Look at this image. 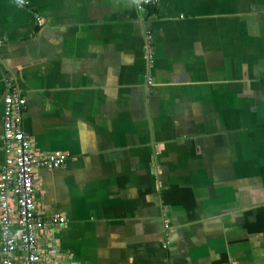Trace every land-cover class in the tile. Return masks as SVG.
I'll use <instances>...</instances> for the list:
<instances>
[{"label":"crops","instance_id":"0c3cea01","mask_svg":"<svg viewBox=\"0 0 264 264\" xmlns=\"http://www.w3.org/2000/svg\"><path fill=\"white\" fill-rule=\"evenodd\" d=\"M10 89L41 264H264V0H0Z\"/></svg>","mask_w":264,"mask_h":264},{"label":"built area","instance_id":"2783aa9c","mask_svg":"<svg viewBox=\"0 0 264 264\" xmlns=\"http://www.w3.org/2000/svg\"><path fill=\"white\" fill-rule=\"evenodd\" d=\"M137 6L158 0H134ZM25 97L8 90L3 97V131L6 158L0 168V264H41L39 231L48 224L64 225L65 217L43 220L36 209L35 173L38 167L61 166L62 151L36 150L22 128Z\"/></svg>","mask_w":264,"mask_h":264}]
</instances>
